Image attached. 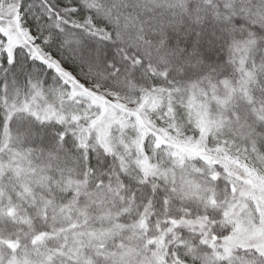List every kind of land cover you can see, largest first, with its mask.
Masks as SVG:
<instances>
[{"label":"snow or ice","instance_id":"6c2138e0","mask_svg":"<svg viewBox=\"0 0 264 264\" xmlns=\"http://www.w3.org/2000/svg\"><path fill=\"white\" fill-rule=\"evenodd\" d=\"M0 264H264V0H0Z\"/></svg>","mask_w":264,"mask_h":264}]
</instances>
